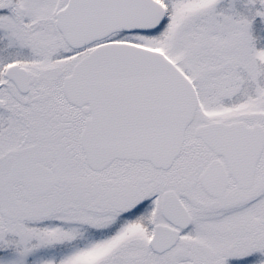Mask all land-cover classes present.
<instances>
[{"label": "snow or ice", "instance_id": "6c2138e0", "mask_svg": "<svg viewBox=\"0 0 264 264\" xmlns=\"http://www.w3.org/2000/svg\"><path fill=\"white\" fill-rule=\"evenodd\" d=\"M0 264H264V0H0Z\"/></svg>", "mask_w": 264, "mask_h": 264}]
</instances>
